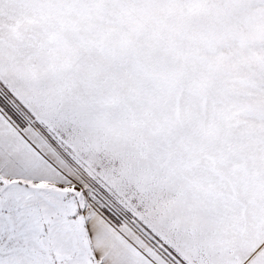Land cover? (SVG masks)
I'll use <instances>...</instances> for the list:
<instances>
[{
  "label": "snow or ice",
  "instance_id": "1",
  "mask_svg": "<svg viewBox=\"0 0 264 264\" xmlns=\"http://www.w3.org/2000/svg\"><path fill=\"white\" fill-rule=\"evenodd\" d=\"M0 264H264V0H0Z\"/></svg>",
  "mask_w": 264,
  "mask_h": 264
}]
</instances>
